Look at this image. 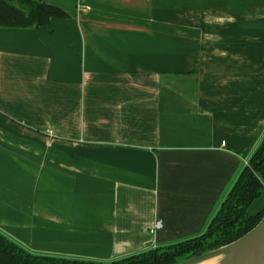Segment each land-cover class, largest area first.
I'll use <instances>...</instances> for the list:
<instances>
[{"label":"crops","instance_id":"1","mask_svg":"<svg viewBox=\"0 0 264 264\" xmlns=\"http://www.w3.org/2000/svg\"><path fill=\"white\" fill-rule=\"evenodd\" d=\"M43 1L70 15L0 26V232L103 262L202 233L264 134V0Z\"/></svg>","mask_w":264,"mask_h":264},{"label":"trees","instance_id":"2","mask_svg":"<svg viewBox=\"0 0 264 264\" xmlns=\"http://www.w3.org/2000/svg\"><path fill=\"white\" fill-rule=\"evenodd\" d=\"M62 7L43 0H0V26L39 27L51 17H68ZM264 190V134L236 176L206 229L197 235L103 262L33 253L0 232V264H177L227 245L264 218V207L250 214V204Z\"/></svg>","mask_w":264,"mask_h":264},{"label":"water","instance_id":"3","mask_svg":"<svg viewBox=\"0 0 264 264\" xmlns=\"http://www.w3.org/2000/svg\"><path fill=\"white\" fill-rule=\"evenodd\" d=\"M231 245H236L239 249L238 264H264V218L241 238L227 245L184 259L177 264H194L212 253L228 249Z\"/></svg>","mask_w":264,"mask_h":264},{"label":"bare ground","instance_id":"4","mask_svg":"<svg viewBox=\"0 0 264 264\" xmlns=\"http://www.w3.org/2000/svg\"><path fill=\"white\" fill-rule=\"evenodd\" d=\"M238 250L236 245H231L228 249L212 253L194 264H238Z\"/></svg>","mask_w":264,"mask_h":264},{"label":"built area","instance_id":"5","mask_svg":"<svg viewBox=\"0 0 264 264\" xmlns=\"http://www.w3.org/2000/svg\"><path fill=\"white\" fill-rule=\"evenodd\" d=\"M246 163V161H245ZM162 226V220L161 219H156L153 226L150 228V232L154 233L157 229L161 228Z\"/></svg>","mask_w":264,"mask_h":264}]
</instances>
